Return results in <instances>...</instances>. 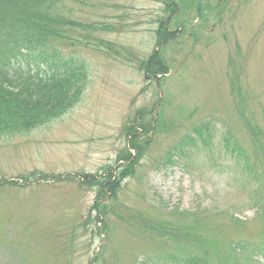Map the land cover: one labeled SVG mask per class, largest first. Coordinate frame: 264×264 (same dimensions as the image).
<instances>
[{
	"label": "rangeland",
	"instance_id": "obj_1",
	"mask_svg": "<svg viewBox=\"0 0 264 264\" xmlns=\"http://www.w3.org/2000/svg\"><path fill=\"white\" fill-rule=\"evenodd\" d=\"M56 12L99 27H62L67 38L52 43L83 63L87 83L62 116L0 134V264H166L198 250L226 256L237 242L264 249V0H63ZM161 21L177 33L157 47ZM162 48L169 72L147 81L141 62ZM35 56L13 65L35 70ZM141 112L156 122L143 156L95 207L89 174L128 164L117 156ZM180 144L188 154L166 162Z\"/></svg>",
	"mask_w": 264,
	"mask_h": 264
},
{
	"label": "trees",
	"instance_id": "obj_2",
	"mask_svg": "<svg viewBox=\"0 0 264 264\" xmlns=\"http://www.w3.org/2000/svg\"><path fill=\"white\" fill-rule=\"evenodd\" d=\"M63 0H0V134L10 135L30 131L42 126L50 120L62 116L72 108L83 93L87 83V75L82 62L76 59H61V52L53 45L57 39H66L67 35L62 27L98 29L96 25H84L67 19L59 13L58 5ZM171 14L176 12L175 6L170 4ZM177 33L171 31L166 21H161L155 34L157 47L170 42ZM36 55L33 64L35 70L26 65L23 70L20 65H13L19 57ZM163 55V48L154 50L152 54L141 62L140 69L144 79L154 80L164 77L169 72V66ZM47 66L48 73L43 71ZM34 70V71H33ZM22 71L24 72L21 75ZM15 74L18 76L15 77ZM135 129L125 128L128 141L125 149L118 154L117 160L126 161L128 164L115 169L112 166L101 167V172L106 170L108 175L96 173L90 175L91 184L96 187L95 207L105 198H116L121 183L133 176V169L143 156L149 134L154 131L155 119L142 120ZM196 137L201 138V129L194 130ZM259 135L263 138L262 134ZM202 139V138H201ZM188 142H194V137H187ZM203 140V139H202ZM261 142V141H260ZM184 144L174 148L175 152L167 155L166 162L171 155L185 157ZM41 174L43 180L47 175ZM84 178L88 175L82 174ZM65 178H72L67 176ZM33 174L26 177V181H35ZM7 183V182H3ZM104 197V198H103ZM104 205V204H103ZM101 210H106V207ZM104 213V212H103ZM98 219V218H97ZM198 221L197 219L194 222ZM184 218L182 225H185ZM167 224V223H166ZM161 232L174 235L176 229L168 225H155ZM185 230V229H184ZM184 238L188 235L185 233ZM242 243H232L226 256L211 255L206 250H198L183 259L176 256H167L166 264H214L222 258L223 264H256L254 255L262 254L264 249H247ZM257 264H264L258 262Z\"/></svg>",
	"mask_w": 264,
	"mask_h": 264
}]
</instances>
